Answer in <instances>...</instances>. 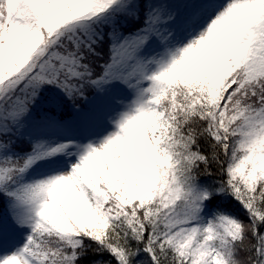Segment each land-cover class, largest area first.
<instances>
[{
	"label": "snow or ice",
	"instance_id": "6c2138e0",
	"mask_svg": "<svg viewBox=\"0 0 264 264\" xmlns=\"http://www.w3.org/2000/svg\"><path fill=\"white\" fill-rule=\"evenodd\" d=\"M0 264H264V0H0Z\"/></svg>",
	"mask_w": 264,
	"mask_h": 264
}]
</instances>
